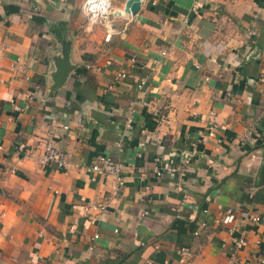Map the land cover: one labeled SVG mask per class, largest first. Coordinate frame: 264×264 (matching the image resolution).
Here are the masks:
<instances>
[{
	"label": "crops",
	"instance_id": "0c3cea01",
	"mask_svg": "<svg viewBox=\"0 0 264 264\" xmlns=\"http://www.w3.org/2000/svg\"><path fill=\"white\" fill-rule=\"evenodd\" d=\"M125 1L109 40L84 0L0 6V264H261L264 0ZM44 139L67 166L38 162ZM100 154L124 164L117 193ZM226 208L231 235L212 221Z\"/></svg>",
	"mask_w": 264,
	"mask_h": 264
},
{
	"label": "built area",
	"instance_id": "2783aa9c",
	"mask_svg": "<svg viewBox=\"0 0 264 264\" xmlns=\"http://www.w3.org/2000/svg\"><path fill=\"white\" fill-rule=\"evenodd\" d=\"M197 1L193 0V5L191 7L192 10L197 8ZM3 4V0H0V6ZM83 9L85 13L89 17V24L95 25L100 24L106 28V35L105 39L109 40L113 33V27H112V21H111V15L114 13L112 4L110 0H84L83 2ZM185 22H187V19H184ZM250 33V32H249ZM164 54V52H162ZM134 61V58L131 59ZM198 66V65H196ZM125 77V73L121 72L118 73L116 76V79H121ZM140 87V85H138ZM229 94V93H227ZM135 112L134 109L131 110V115L127 119V126L128 128L132 127V121H133V113ZM211 114V113H210ZM219 120L216 115L211 114V129L208 132L209 135H213L215 127L218 125ZM2 122L0 121V125ZM244 137H248V131L244 133ZM119 145V143H117ZM158 161V158L155 159ZM38 162L42 165L46 164H53L57 167H65L68 165L67 161V153L50 139H44L42 143V151L38 157ZM189 163V159H184L181 161V165L179 167H176L174 165H167L165 167L155 166L154 167V174L156 176H161L164 172L173 174L178 173L180 177H183L185 174V171L187 170V165ZM124 167V164L120 161L114 160L111 155L109 154H100L96 161L90 166V169L93 173V175H101L108 178H111L114 181L113 185V191L115 193L118 192V189L120 185L123 183L121 172ZM95 177V176H94ZM55 193H58L57 190H54ZM88 208H95V209H102L103 206L99 203H92L89 205ZM203 213H208L207 208H202ZM4 216V213H0V218ZM248 219L253 223H261L264 225V217L258 214H252L248 216ZM212 221L218 224L225 232H227L229 235L233 234L236 230V226L233 224L234 222V213L231 208H226L222 212H220L219 216L212 218ZM207 219H201L199 221V229L204 228L208 225ZM199 229H195L193 231L194 235L199 234ZM95 238L98 237L97 234L94 235ZM244 242V239L242 236H239L235 238L234 244L236 246L241 245ZM188 251L186 248L180 249V255H188ZM260 263L264 264V257L260 258ZM241 264H247V263H241Z\"/></svg>",
	"mask_w": 264,
	"mask_h": 264
},
{
	"label": "water",
	"instance_id": "95a60500",
	"mask_svg": "<svg viewBox=\"0 0 264 264\" xmlns=\"http://www.w3.org/2000/svg\"><path fill=\"white\" fill-rule=\"evenodd\" d=\"M141 7V0H126L124 3V10L128 15L136 14ZM68 64L66 61H62L58 64L57 72L55 76V84L59 85L63 82L65 75L68 71Z\"/></svg>",
	"mask_w": 264,
	"mask_h": 264
},
{
	"label": "rangeland",
	"instance_id": "374dc122",
	"mask_svg": "<svg viewBox=\"0 0 264 264\" xmlns=\"http://www.w3.org/2000/svg\"><path fill=\"white\" fill-rule=\"evenodd\" d=\"M120 1H121V3L123 2V0H112V6L114 8L120 6V4H121Z\"/></svg>",
	"mask_w": 264,
	"mask_h": 264
},
{
	"label": "bare ground",
	"instance_id": "6f19581e",
	"mask_svg": "<svg viewBox=\"0 0 264 264\" xmlns=\"http://www.w3.org/2000/svg\"><path fill=\"white\" fill-rule=\"evenodd\" d=\"M113 12H114V10H113Z\"/></svg>",
	"mask_w": 264,
	"mask_h": 264
}]
</instances>
